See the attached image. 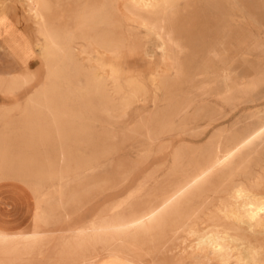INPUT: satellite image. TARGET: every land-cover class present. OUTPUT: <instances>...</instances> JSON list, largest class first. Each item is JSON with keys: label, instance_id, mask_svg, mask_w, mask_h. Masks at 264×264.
Listing matches in <instances>:
<instances>
[{"label": "rangeland", "instance_id": "1", "mask_svg": "<svg viewBox=\"0 0 264 264\" xmlns=\"http://www.w3.org/2000/svg\"><path fill=\"white\" fill-rule=\"evenodd\" d=\"M22 1L0 0V190L32 200V222L19 234L0 228V264H84L89 251L98 252L86 258L91 263L106 253L104 235L74 238L73 229L117 221L171 176L182 178L202 153L209 173L226 134L264 122V0H226L224 27L219 0H175L157 21L174 42V63L184 67L173 85L162 41L125 18L123 0H52L51 18L64 30L54 79ZM87 32L105 37L112 51L79 37ZM221 63L233 86L215 94L209 80ZM91 77L106 86L109 114L86 96ZM122 98L133 99L119 107ZM174 103L177 112L158 126ZM255 170L264 175V152ZM210 196L218 205V193ZM212 256L205 249L201 261L219 264Z\"/></svg>", "mask_w": 264, "mask_h": 264}, {"label": "bare ground", "instance_id": "2", "mask_svg": "<svg viewBox=\"0 0 264 264\" xmlns=\"http://www.w3.org/2000/svg\"><path fill=\"white\" fill-rule=\"evenodd\" d=\"M232 1L239 3L238 0ZM174 2L175 0L120 1L123 8L121 12L126 19L138 23L162 41V61L166 65L164 73L172 69L176 72L170 85L178 84L184 79V67L174 63L169 49V45L174 42L157 21L164 20L166 9L171 8ZM22 3L34 16L37 32L44 38L39 51L46 60L48 75L58 79L56 60L62 51L61 32L64 30L55 25L51 18L54 3L52 0H23ZM219 10L224 27L226 0H219ZM79 37L87 40L97 50L112 51L106 38L94 32L83 33ZM228 74L225 64L221 63L215 75L217 77H213L216 79L209 80L215 86V94L226 93L232 88ZM5 85L0 82V86ZM160 87H163L162 83ZM40 94L43 95V92ZM86 96L102 112L109 114L110 101L106 86L101 80L91 77ZM132 99L122 98L119 107L127 106ZM40 101V98L32 99L27 106L28 110H33L35 107L32 104ZM46 101L54 104L57 102L55 97ZM175 105L176 103L170 108L169 117L161 119L158 126L161 127L163 122L177 112ZM196 116V119H191L197 120L200 112ZM157 125L155 126L158 127ZM146 129L145 122L139 123L140 131L148 133ZM157 130L152 132L156 133ZM218 148L222 158L214 162L209 173L205 169L206 153H202L197 159L190 161L191 165L182 178L171 176L152 195L150 193V197H143L145 199L135 203L117 221L107 226L89 225L73 229L74 238H87L91 233L104 235L101 237L106 251L104 256L89 263V258H86L98 253L89 251L82 263L204 264L201 255L207 249L213 254L212 260H217L219 264H264V175L256 176L258 171L255 170L261 166V153L264 152V122L257 126H245L237 134L229 132L220 141ZM3 157L2 161L5 159ZM212 193H218V205L214 204L215 199L210 196ZM210 207L217 209L210 210ZM206 210H209L208 213ZM21 234L24 239L33 240L37 237L36 234ZM189 239L194 242V247H190Z\"/></svg>", "mask_w": 264, "mask_h": 264}, {"label": "crops", "instance_id": "3", "mask_svg": "<svg viewBox=\"0 0 264 264\" xmlns=\"http://www.w3.org/2000/svg\"><path fill=\"white\" fill-rule=\"evenodd\" d=\"M31 203V204H30ZM30 206L33 207L31 200ZM25 200H16L8 189L0 190V228L7 232L26 230L32 222V211Z\"/></svg>", "mask_w": 264, "mask_h": 264}]
</instances>
